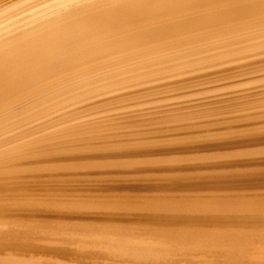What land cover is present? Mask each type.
<instances>
[{"label":"bare ground","instance_id":"1","mask_svg":"<svg viewBox=\"0 0 264 264\" xmlns=\"http://www.w3.org/2000/svg\"><path fill=\"white\" fill-rule=\"evenodd\" d=\"M22 1L0 5V133L26 127L0 139L10 146L0 150V192L37 177L91 178L114 193L0 197V264H264V89L245 91L264 82V73L255 74L264 71V0H32V11ZM19 3L33 15L20 17ZM236 53H246L233 59L244 63L212 65L194 77L187 67L192 77L181 80V66ZM136 64H172L179 72L167 76H182L123 91L131 79L142 81L127 74ZM150 68V76L160 69ZM124 74L130 84L87 90ZM212 78L222 83L212 88L245 86V94L236 88L244 95L182 100L203 92L185 87ZM117 91L125 94L110 98ZM160 91L168 96L144 98ZM172 98L181 99L165 103ZM232 100L249 111L233 105L240 113L225 112ZM157 101L164 104H149ZM31 233L46 242H31L28 255L7 252L13 245L1 241L28 242Z\"/></svg>","mask_w":264,"mask_h":264},{"label":"rangeland","instance_id":"2","mask_svg":"<svg viewBox=\"0 0 264 264\" xmlns=\"http://www.w3.org/2000/svg\"><path fill=\"white\" fill-rule=\"evenodd\" d=\"M11 1L13 2L14 0H0V5L5 4V3H8V2H11ZM15 1H17V0H15ZM26 1H27L28 6L25 5V6H24V7H26L25 9H27V7H28V9L32 11V9L29 8L30 6L34 5L33 2H32V0H26ZM26 1H25V2H26ZM38 1H39V0H35L34 3L38 4ZM22 2L25 3L24 1H22ZM31 2H32V4H30V6H29V3H31ZM20 3H21V1H20ZM20 3H19V6H21ZM23 3H22V4H23ZM25 4H26V3H25ZM36 4H35V6L32 7V8H35L34 10L37 9ZM48 4H49V3H47V4H43V5H40L39 8H43L45 5H48ZM17 6H18V5H17ZM19 6H18V7H19ZM18 7H17V8H18ZM22 7H23V6H21V9H22ZM17 8L14 7V9H12V10H16ZM18 9H19V11H21L20 8H18ZM25 9H22V10L24 11V12L21 11L22 13H21V12H18V10H16L17 13H21V16H20V14H19L18 16L22 17V16L24 15L23 13H25V11H26ZM37 10H38V9H37ZM29 12H30V11H28V13H29ZM28 13L26 12L25 15H28ZM30 13L32 14V12H30ZM22 14H23V15H22ZM42 14H44V13H42ZM15 15H16V14H15ZM29 15H30V14H29ZM29 15H28V17H31L33 14L30 15V16H29ZM38 15H39V14H38ZM18 16L16 15L15 17H18ZM26 17H27V16H25V18H26ZM34 17H35V16H34ZM243 44H244V43H242L241 45H243ZM241 45H240V46H241ZM232 48H234V47L224 48V49H232ZM262 49H263V50H259V51H258V52H261V53L258 54V55L260 56V55L262 54V57H263V56H264V52H263V51H264V48H262ZM216 52H217V51H216ZM216 52H215V53H216ZM212 53H213V52H212ZM212 53H211V54H212ZM244 54H246V53H242V54H240V55L242 56V55H244ZM205 55H209V54L205 53ZM240 55L238 56V53H236V54L226 55V56H224V57L221 56L220 59H217V58L212 59L213 61H212V60H208V61H206V63H208V65H207V64H202V63H205V60H204V61L200 62L201 64H198L199 62H197V64L195 63V64H191V65L181 66V67H184V68H185V69H184V68H181V67H180V70H179L180 72L185 70V72H184V74H183V75H185V77L183 76V77L181 78V80H182L183 78L185 79V78L192 77V75H193V77H194L195 72L197 73V72H199L200 70H201V71H205L206 73H208L209 71L211 72V70H212V69H211L212 65H213V67H212L213 70L219 69V68H217V67H218V66H222V65H223V68H224V67H228V65H229V66L232 65L234 62H235L234 65H236V64L240 65V63H244L243 61H245V60H240V61H237V62L233 60V59H235V58L240 57ZM258 55H256V56L258 57ZM228 56H230V57L227 59ZM222 57H223V58H222ZM260 57H261V56H260ZM230 58H231V60H229ZM254 58H255V56H254ZM216 59H217V60H216ZM222 59H223V61H225V63L228 62V63H226V64L223 62V63L225 64V66H224V64H223L222 62H220V61H222ZM218 60H219V61H218ZM232 60H233L234 62H233ZM246 60H247V59H246ZM211 61H212V62H211ZM216 61H218V62H220V63H217ZM231 61H232L233 63H232ZM210 62H211V63H210ZM230 62H231V64H230ZM227 64H228V65H227ZM136 65H137V67H140V68H139V72H140V74L144 75V74L146 73V74H145L146 76L144 75V77H145V78H144V79H145V82L143 81V76L139 74L138 69L135 70V69L137 68V67H136L134 70L130 71L129 73L127 72V74L130 75V73L133 72L134 74H133V73H132V74L135 75L133 78H136V77H137V79H138V77H141L142 81H141L140 79H138V80H137V79H134V81H136V80H137V81L133 83V80H132L131 78H129V79L126 78V75H127V74H124V75H120V77H119V76L116 77V79H115V77H112L111 79L108 78V79H106L107 81H105L104 79H102V80H101V79L96 80V82H92V83L87 87V88H88L87 90H91L90 93H92V94H99L100 91H101V93H102V92H105V91H109V90L115 89V88H116L115 85H117V84H118V85H117L118 87H121V86H124L125 84L127 85V83L130 84L131 81H132V83H131V89L128 88L129 90H127V89L125 88V90H123V91H128V92H129V91H132V90H133L132 92H134V91H137V89H139V88H140L139 90H141V89H145L147 85H148L147 87H150V86H155V85H158V84H161V83H162V84H163V83L165 84V83H168V82H172V81L178 80V78H179L178 76H182V74H179V75L177 76L178 78L175 76V77H176L175 79H173V77H172V78L170 77V78L173 79V80H171V79L167 76V74H174V71H175V68H174V67H175V66H174V65L172 66V64H171V66H169V64H168V67H169V68H167L166 64H158V65H157V64H154L156 67H155L154 65H152V64H149V65H143V64H142V65H141V64L139 65V64H136ZM136 65H135V66H136ZM200 65H201V66H200ZM205 65H206V66L211 65V66H209V68H206ZM146 66H149L148 68L150 69V71L152 70L150 67H152L154 70L158 67V68H160L161 70L157 68L159 72H158L157 70H155V72H153L154 74L152 73V76H150V75H149V74H150V73H149L150 71H149V69H148ZM153 66H154V67H153ZM191 66H194V69H195L196 71H195V70H192L193 67L190 68ZM196 66H197V67H196ZM202 66H203V68H202ZM141 67H143V69H142ZM171 67H172V68H171ZM176 67H177V66H176ZM187 67H189L194 73H193L189 68H188V70H187ZM195 67H196V68H195ZM198 67H199V68H198ZM214 67H215L216 69H214ZM166 68H167L168 70H167ZM170 68L173 70L172 72H171V70H169ZM200 68H201V69H200ZM220 68H221V67H220ZM141 69H142V70H141ZM178 69H179V68L176 69L177 72L175 71V73H178V72H179ZM197 69H198V70H197ZM206 69H207V70H206ZM208 69H210V70L208 71ZM144 70H145V71H144ZM154 70H153V71H154ZM213 70H212V71H213ZM142 71H143V73H142ZM146 71H147V72H146ZM156 71H157V72H156ZM162 71H163V74H162ZM187 71H190V72H187ZM201 71L199 72V74H204V73H202ZM151 72H152V71H151ZM186 72H187V73H186ZM229 72L231 73V72H233V71H229ZM229 72H228V73H229ZM259 72H260L261 74L264 73V71H257V73H255V74L257 75V74H259ZM136 73H138L137 76H136ZM156 73H157V74H156ZM158 73H160L161 75H159ZM189 73H191V74L193 73V74H192V75L190 74L191 76L186 77V76L189 75ZM132 74H131V77L133 76ZM164 74H165V75H164ZM255 74L252 73L253 76H254ZM139 75H140V76H139ZM154 75L157 76L158 79L155 77V80H154V79H153V76H154ZM197 75H198V73H197ZM252 75H251V76H252ZM122 77H123V78H122ZM146 77H149V79L146 78ZM151 77H152V78H151ZM246 77H250V75H247ZM119 78H120V79H119ZM121 78H122V79H121ZM160 78H161V79H160ZM236 78H237V79H240V78H243V76L236 77ZM127 79H128L129 81H130V79H131V81L128 82ZM152 79H153V80H152ZM156 79H157V80H156ZM163 79H164V80H163ZM213 79H214V78H212V80H213ZM100 80H101V82H100ZM103 80H104V81H103ZM165 80H166V81H165ZM179 80H180V79H179ZM217 80H218V79H217ZM217 80L214 79L213 81H210L209 84L206 83V82H207V81H206L205 84H204L205 87H204L202 84H201L202 86L195 85V87H194V86H191V87H190V86H189V87H185V88H184L185 90H183V88H182V89H180V91H179V90H176L175 92L173 91L174 93H170L169 96H170V95H171V96H176V95L183 94V93H185V92L187 91V89H189V90H194V91H195V89L197 90V89H199V88L201 87L202 89L200 88L199 90H202L203 92L200 93L201 95L199 94L200 96H199V95H196V96H195V95H194V96L192 95L191 97L189 96L188 98H186V97H182V100L185 101V100H187V99H195V98L198 99V97H199V98H201V99L207 101V100H210L209 98H210L211 96H214V95L216 96L217 94L219 95V92H221V93H222V92H223V93H226V94H224V95H225V97H226V96H227V97L230 96V97H228V98H231V95H232V94H235L236 96L240 94V96H242V94H243L246 90L248 91L247 87L250 89L251 87L253 88L256 84H257L256 86H259V85H260V86L257 87V88H259V89H257V88L255 87L257 90H255V88L253 89L254 92H253V91H252V92H253L254 94L260 90V87H261V86H263V87L261 88V90L259 91V93H260V92L262 93V91H263L262 89H264V85H262V83L264 84V82L262 81V82H258V83H253V85H251L252 83H250V84H248V85L246 86V89H245V86H240V88L238 87V88H239V89H238L236 86H239V85H236V86H234L235 88H233V90H232L231 87H230L231 89L229 88L228 90H227V88H223L224 90H223L222 88H218V90H217V88H216V89H215V88H212V87H215V85H218V84L220 85V83H221L220 81H221V80H218V81H217ZM228 80H230V79H228ZM234 80H236L235 77H234ZM98 81H99V82H98ZM110 81H112V82L114 81V82H116L117 84H115L114 82H113V84H111V83H109ZM122 81L124 82V85H123V82H122ZM138 81H141V82H138ZM223 81H224V82H223ZM223 81H222V82H223V84H224V83L230 82L231 80H230V81H227V80H226V81H227V82H226L225 79H224ZM102 82H103V83H102ZM105 82H106V83L108 82V83H107L108 85H106ZM121 82H122V84H121ZM142 82H143V83H142ZM216 82H220V83H217V84H216ZM94 83H95V84H94ZM104 83H105L106 86H104ZM135 83H141V85L138 84V86H137V85L134 86L133 84H135ZM210 83H211V84H210ZM93 84H94L95 86H96V84H97V86L100 87L99 90H98L97 87H94V88H95V89H94V88H93ZM100 84H101L102 87L106 88V90H103V89L101 88ZM109 84L112 85L113 88H112ZM143 84H144V85L146 84V85L144 86ZM221 84H222V83H221ZM91 85H92V86H91ZM113 85H114V86H113ZM132 86H133V87H132ZM141 86H142V87H141ZM209 86H210V87H209ZM90 87H92V89H91ZM134 87H135V88H134ZM203 87H204V88H203ZM207 87H208V88H207ZM96 88H97V89H96ZM108 88H109V89H108ZM190 88H191V89H190ZM210 88H211V89H210ZM236 88H237V91L239 90V91L243 92L244 90L242 91V89H245V91H244L243 93L236 94V93L239 92V91H238V92L236 91ZM84 89H86V88H84ZM204 89H206V90H204ZM214 89H215V90H214ZM97 90L99 91V93H98V92H95V91H97ZM181 90H183V91H182L183 93L181 92ZM213 90H214V91H213ZM219 90H221V91H219ZM83 91H84V90H83ZM120 91H121V90H120ZM120 91H117V92H115V93L112 92V94L110 93L111 95L108 94V96L110 95V98H111V97H113L116 93H117V94H116L117 96H119V95H121V94H125V93H122V92H121V94L118 95V92H120ZM177 91H178V93L176 94ZM184 91H185V92H184ZM230 91H231V92H230ZM232 91H233L234 93H232ZM247 91H246V92H247ZM255 91H256V92H255ZM128 92H127V93H128ZM156 92H157V91H156ZM160 92L163 93V94L160 95V93H156L157 95L153 94V95H155V96H152V97H150V98H149L148 96H147L148 98L142 96V97H140V99H138V98H137V99L140 101L141 98H142L141 101H144L145 99H146V100H147V99H148V100H152V99L163 98V97L168 96V93H165V92H163V91H160ZM179 92H180V93H179ZM228 92H229V93H228ZM252 92L249 91V92L246 93V94H247V95H254V94H251ZM263 92H264V91H263ZM90 93H89V94H90ZM129 93H131V92H129ZM215 93H216V94H215ZM221 93H220V97L223 96V95L221 96ZM223 93H222V94H223ZM231 93H232V94H231ZM259 93H258V94H259ZM149 94H150V96L152 95L151 93H149ZM149 94H148V95H149ZM209 94H210V95H209ZM244 94H245V93H244ZM244 94H243V95H244ZM146 95H147V94H145V96H146ZM165 95H166V96H165ZM117 96H114V97H117ZM205 96H210V97L208 98V97H205ZM260 96H262V95H260ZM263 96H264V95H263ZM97 97H98V96H97ZM99 97L101 98L102 96H99ZM103 97H104V96H103ZM143 97H144L145 99H144ZM156 97H157V98H156ZM216 97H219V96H216ZM232 97H233V95H232ZM237 97H238V96H237ZM151 98H152V99H151ZM204 98H205V99H204ZM259 98L261 99V97H259ZM262 98H264V97H262ZM93 99H98V98H93ZM93 99H91V100H93ZM137 99H136V98H135V99H132V100H134V101H132L131 99H130V100H131L132 102H136ZM180 99H181V98H180ZM180 99L178 98V100H180ZM212 99H213V98H212ZM212 99H211V100H212ZM250 99H252V97H251ZM253 99H257V98H256V97H253ZM253 99H252V100H253ZM126 100H127V102L129 101L128 103H131L130 100H128V99H126ZM126 100H125V101H126ZM171 100H172V102H173V100L176 101L177 98L169 99V100H167V102H165V103H168V102L170 103ZM178 100H177L176 102H178ZM203 100H201V102H204ZM245 100H248V99H245ZM125 101H123L122 103L126 104L127 102L125 103ZM163 101H164V100H163ZM163 101H160V102H159V101H157V102H152V103H149V104H150L151 106H152V105H153V106H155V105H160L159 103H161V102H162L161 104H164ZM165 101H166V100H165ZM238 101L241 102V100H238ZM137 102H138V101H137ZM154 103H155V104H154ZM156 103H158V104H156ZM230 103H232V106H233V105H234V106L236 105L237 108H241V110H242V109H245V110H246V109L248 108V106L245 105L244 103H243L244 105L242 104V105H243V106H242L241 103L237 102V100H236V101H235V100H232V101H230ZM230 103H228V108L230 107V106H229ZM149 104H148V105L146 104V105H147L148 107H150ZM146 105L143 104V106L147 107ZM143 106H142V105H138V106H135V107H137V108H138V107L141 108V107H143ZM232 106L230 107V110H226V109H224L225 112H231V114H238V113H240V112H237V113H236V112L234 111V110H236V107H234V106L232 107ZM244 106H245V107H244ZM135 107L131 106V107H129L128 109H134ZM143 108H144V107H143ZM126 109H127V108H126ZM232 109H234V110H232ZM66 110H68V109H65L64 111H66ZM238 110L240 111V109H238ZM238 110H236V111H238ZM247 110H248V109H247ZM62 111H63V110H62ZM62 111H61V113H62ZM64 111H63V112H64ZM243 111H244V110H243ZM243 111H241V112L243 113ZM248 111H249V110H248ZM245 112H246V111H245ZM47 118H48V117H47ZM40 122H41V121H40ZM31 124L35 125V122H33V123H31ZM36 124H37V125L39 124L38 121L36 122ZM33 125H30V124H29L30 127H32ZM24 128L26 129V127H21V128H19V129H13L12 131H10V132H8V133H6V134H4L5 132H4V133H0V134H2V135L0 136V139L5 138V137H8V136L12 135L13 133L16 134V133H17L16 131H18V130H22V129H24ZM27 129H28V125H27ZM11 133H12V134H11ZM3 134H4V137H3ZM8 134H9V135H8ZM13 135H14V134H13ZM1 137H2V138H1ZM6 146H7V145H4V147H3V146H2V147L0 146V147H1L0 150L5 149ZM9 147H10V146L8 145V146H7V149H8ZM2 148H3V149H2ZM25 179H27L30 183H28V181L25 182ZM36 179H38V180L41 179V180H40V181H37ZM15 180H16V179H15ZM15 180H12V182L10 183V185L8 186V188H7L6 190L1 191L2 193L0 192V197H1L2 199H3V198H4V199H7V198L9 199V197L12 198L13 196H14L15 198H16V196H18L17 198L20 197V199H26L27 197H32V196H33L32 198H35V197H36L37 199H38V197H40V198H42V197H44V198H47V197L50 198V197H53V196H57V194L59 195V193H60L61 191H62V192H61V193H62L61 195H67L68 197L71 196V195H89V192H86V191H89V190H90V194H93V193H94V194H98V195L100 194V192H102V194H105V195H106V193H108V194H112V193H114V192H104V193H103V191H101V190H102V188H103L104 186H101V185H102V184L104 185V182H103V181H94V179H91V178H88V181H87V179H76V180H67V181H66V180H65V181H49L48 179L44 180V178H37V177L32 179V180H34V181H32L31 178H24L23 180L18 179V180H19L18 182L15 181ZM42 180H43V181H42ZM79 180H80V181H79ZM68 181L71 182L72 187H71V185L68 186V183L70 184V182H68ZM74 181L76 182V184H75ZM22 182H23V183H22ZM39 182H43V183H39ZM64 182H66V183H64ZM78 182H79V183H78ZM81 182H82V183L85 182V183H84L85 186H84ZM86 182H87L88 184H86ZM94 182H95V184H96L97 186L94 184ZM17 183H18V184H17ZM20 183H21V184H20ZM45 183H46V184H45ZM47 183H48L49 185H47ZM56 183H57V184H56ZM77 183H78V184H77ZM80 183H81V185H79ZM89 183H91V184H89ZM19 184H20V185H19ZM24 184H25V185H24ZM37 184H38V185H39V184H41V185L44 184V185H43V186H40V185H39V186H40V187H39ZM66 184H67V185H66ZM74 184H75V185H74ZM98 184H99V185H98ZM73 185H74V186H73ZM89 185L92 186V187H90ZM11 186H13V187L10 189ZM25 186H27L28 189H27ZM34 186H35V187H34ZM37 186H38V188H36ZM44 186H45V187H44ZM46 186H47V187L49 186V188H47ZM62 186H63V187H62ZM67 186H68L69 188H68ZM83 186H84V187H83ZM86 186H87V187H86ZM99 186H100V188H99ZM14 187H15V188H14ZM30 187H32V188H30ZM51 187H52V188H51ZM54 187H55V188H54ZM66 187H67V188H66ZM79 187H82V188H79ZM45 188H46V189H45ZM74 188H75L76 190L79 189L80 191L78 190V191L76 192ZM91 188H92V190H91ZM98 188H99L100 190H99ZM15 189H16V190H15ZM26 189H27V190H26ZM39 189H40V190H39ZM52 189H54V190H52ZM87 189H88V190H87ZM18 190H19L21 193H19ZM41 190H42V191H41ZM82 190H84V191H82ZM16 191H17V192H16ZM22 191H23V192L26 191V195H27V194H30V195L25 196V194L22 193ZM29 191H30V192H29ZM31 191H34V192H36V193L34 194V192H31ZM46 191H48V192H46ZM51 191H53L54 193L51 192ZM59 191H60V192H59ZM63 191H64V192H63ZM81 191L83 192V194L81 193ZM15 192H16V194H15ZM42 192H44V193H42ZM49 192H50V193H49ZM58 192H59V193H58ZM84 192H85V194H84ZM91 192H92V193H91ZM17 193H18V194H17ZM32 193H33V195H31ZM37 193H38V195H37ZM47 193L50 194V195H48ZM78 193H79V194H78ZM86 193H88V194H86ZM115 193H116V192H115ZM117 193H119V192H117ZM1 194H2V195H1ZM19 194H20V195H19ZM45 194H46V195H45ZM53 194H54V195H53ZM6 195H7L8 197H7ZM21 195H22V196H21ZM35 195H36V196H35ZM5 196H6V197H5ZM11 196H12V197H11ZM14 197H13V198H14ZM42 199H43V198H42ZM1 228L6 229L5 226H4V227H1ZM33 235H35V236H33ZM30 236H31L32 238H31V241H28V240H27L28 242H26V238H25V237H23L24 240H23V238H12V239H5V238H4V239H1V241H3L4 243H5V242L7 243V241H8V243H9L10 245H13V246H11L12 248L10 247V248L7 249V250H9V251H7V252H10V251L12 252V251H13V253H20V254H27V255H28V254H31V253H32V252L30 251V249L32 248V247L30 246V244L33 245V243H31V242H34V243H35L34 245H37V242H38V243H43V244L46 242V241L44 242V240H43L42 238H38L39 236L37 235V236H38V237H37L36 234H32V233H31ZM33 237H37V240L33 239ZM16 239H17V240H20V239H21V241H19L21 244H20ZM27 239H29V238H27ZM29 240H30V239H29ZM33 240H35V241H33ZM9 241H10V242H9ZM12 241H13V242H12ZM15 241H17V242H15ZM23 241L25 242V244H24ZM29 242H30V243H29ZM8 243H7V244H8ZM26 244H27L28 246H27ZM46 244H47V243H46ZM20 245H21V246H20ZM38 245H41V244H38ZM14 246H15V247H14ZM41 246H42V245H41ZM21 247H23V248H21ZM13 248H14V249H13ZM20 249H22L23 252H22V250H20ZM24 249H25V250H24ZM16 250L21 251V252H18V251H16ZM25 251H27V252H25ZM3 252H6V249L3 250ZM3 252H2V250H0V253H3ZM33 254H34V253H33ZM48 254H50L51 257H53L52 255H54V257H56V258L53 257L55 260H59L60 258H62L65 262H71V260H73V257H74L73 255H72V256H70V255H66V256L63 255V256H61V255H60V257H58L59 254H58V255L55 254V253H52V254H51V252H49V253L47 252V255H45V256L47 257ZM35 255H36V254H35ZM37 255H38V254H37ZM42 255H43V253H42ZM50 255H49V256H50ZM38 256H40V255H38ZM45 256H44V257H45ZM49 256H48L47 258H51V257H49ZM65 257H66V258H65ZM57 258H58V259H57ZM65 259H67V261H66ZM63 260H60V261H63ZM84 263H88V262H85V261H84Z\"/></svg>","mask_w":264,"mask_h":264}]
</instances>
